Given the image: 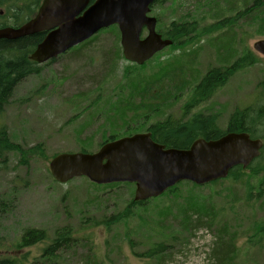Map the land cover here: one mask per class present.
<instances>
[{"label": "rangeland", "instance_id": "374dc122", "mask_svg": "<svg viewBox=\"0 0 264 264\" xmlns=\"http://www.w3.org/2000/svg\"><path fill=\"white\" fill-rule=\"evenodd\" d=\"M229 1L162 0L151 8L150 16L157 19L159 34L172 21H196L203 29L232 15ZM217 2L222 9L218 14L213 9ZM0 10L2 16L10 17L13 10L26 20L25 12L8 6ZM255 15L258 21L248 17L233 30L198 34L183 45H172L142 66L122 57L117 27L118 34L98 32L58 59L25 66L28 72L15 84L2 120L9 139L25 152L8 154L0 172V198L8 203L0 212V259L14 258L22 264H264L262 170L241 169L238 179L198 186L187 195L182 193L191 187L181 185L178 196L146 201L131 209L129 217L105 227L100 221L128 207L134 185L93 186L84 177L60 184L48 168L58 154L96 153L107 142L144 133L167 117L178 118L209 69L229 66L253 52L255 64L235 73L193 110L217 115L216 124L224 130L234 110L258 101L264 83V57L252 49L255 41L264 40V24L258 27L264 21V8ZM6 18L4 23L12 26L13 19ZM224 32L232 38L227 45L222 44L227 38ZM215 38L217 45L212 44ZM36 46L31 40L1 45L0 72L4 63L19 61L21 53ZM223 46L221 53L218 49ZM159 72L163 76L156 85L167 96L156 99L150 108L133 98L131 104H123L133 82L138 86ZM34 147L44 154L26 151ZM186 198L203 205L202 212L208 215L191 214L184 224L177 211ZM27 229L46 231L48 240L68 229L72 242L56 251L57 260H47L40 255L49 241L19 248ZM159 243L162 252L155 255Z\"/></svg>", "mask_w": 264, "mask_h": 264}, {"label": "water", "instance_id": "95a60500", "mask_svg": "<svg viewBox=\"0 0 264 264\" xmlns=\"http://www.w3.org/2000/svg\"><path fill=\"white\" fill-rule=\"evenodd\" d=\"M156 0H42L35 15L18 28L0 29V40L44 34L30 54L36 64L56 59L103 29L116 26L124 60L142 66L172 45L156 31L150 16ZM146 35L143 37V33ZM253 51L264 57V40ZM261 139L247 133H225L215 140H195L187 149L165 148L149 133L103 144L96 153H62L49 161L51 177L60 184L84 177L95 185L134 184L133 201L157 198L181 182L196 186L225 179L260 156Z\"/></svg>", "mask_w": 264, "mask_h": 264}, {"label": "trees", "instance_id": "16d2710c", "mask_svg": "<svg viewBox=\"0 0 264 264\" xmlns=\"http://www.w3.org/2000/svg\"><path fill=\"white\" fill-rule=\"evenodd\" d=\"M5 1V0H3ZM93 1V0H92ZM91 1V2H92ZM162 0H156L152 5L151 8L154 7L157 3ZM200 1V0H198ZM207 1V0H206ZM225 0H223V3ZM14 4L9 6V1H5L9 8H13L16 11H22L26 14V20L29 17H32L42 0H11ZM232 15L229 17H223L210 25L209 27H205L200 29L198 23L196 21H172L165 29V31L161 32V36L163 38H167L173 42L172 45H183L185 44L190 38L198 34H206V33H218L220 30L227 28L229 31L233 28V26L238 23L240 20L245 18H252L255 21L259 19L256 18L255 14H260L262 9L264 8V0H230ZM219 2L215 3V7L213 8L215 12L218 14L220 12ZM0 7L2 4L0 3ZM14 11L12 10V14ZM14 22L13 24L17 25L20 24V20L14 14L11 15ZM25 20V21H26ZM24 21V20H22ZM264 24V21L258 25L261 26ZM263 28V27H262ZM107 30H116L115 26L109 27L107 29H103L99 32L107 31ZM233 30V29H232ZM116 33L118 34L117 30ZM159 33V32H158ZM230 33V32H229ZM229 33H223V37L226 36L224 43L222 44H229L232 40L231 35ZM264 35V33H263ZM44 37V34L34 35L31 37L21 38L16 41H0L1 45H8L13 46L16 43L22 42L24 40H31L34 41L35 44L39 43ZM229 37V38H228ZM92 39V38H91ZM90 39V40H91ZM95 40V39H93ZM89 41V40H88ZM219 38H215L212 41L213 45H217ZM87 42V41H86ZM211 46V43H210ZM171 47V46H170ZM226 49V46H223V50H219L222 53ZM33 50V49H32ZM227 49V53H228ZM32 52V51H31ZM23 52L20 54V59L17 62L8 61L4 63L1 67L2 72H0V172L6 168V164L8 162V154L10 153H18L22 154V148L13 143L8 137L7 130L2 122L5 108L9 104V100L12 96L13 89L15 84L18 83L22 78L25 77L27 70L25 71V66L28 64V56L31 53ZM226 53V54H227ZM256 62V55L253 52L248 51L244 55L237 57L233 63L226 67H217L209 69L205 75L199 80V82L194 86L192 89V96L194 101L197 104L199 101L206 102L208 101L214 94V92L222 87L226 82L237 72L245 69L249 66H252ZM137 66V65H135ZM172 68L165 70V75L168 74ZM161 72H159L155 76H150L147 80L142 79V83L138 86L133 82L129 88L130 95H128V99L123 104H131L132 98L141 104L142 106H147L150 108L154 105L156 99L162 98L164 95L167 96L165 92L161 91V87L156 85V82H159L161 79ZM261 93L259 95L258 101L247 105L243 108H238L233 111L230 115L226 128L221 130L217 124V115H196L192 119H188L186 122L182 121V117H167L162 119L156 123L151 124L147 128V132L151 133V137L153 138L154 142L160 145H164L165 148H175V149H187L191 145V143L197 139L202 138L204 140H215L220 138L225 133L233 132V133H240L246 132L250 135L251 138H258L261 139L264 143V83L260 84ZM138 98V99H137ZM142 99V100H141ZM144 101V104L141 103ZM193 105H188L187 108H190ZM141 109V107L139 106ZM185 110V109H184ZM113 140V139H111ZM28 152H37L39 155H43V150L40 147H34L26 150ZM81 152H86L81 150ZM242 168L240 166L233 168L230 172L228 177L238 179V173ZM246 169H258L264 171V144L261 150L260 156L255 159L250 166ZM93 186H98L95 184H91ZM122 185H130L129 183L125 184H111V185H103L106 186H115L120 187ZM187 185L191 187L190 190H186L182 194H189L196 189V185L189 183V182H181L176 186L168 189L165 193H163L158 198H165L169 200V197H176L180 194V186ZM133 186V184H131ZM155 198V199H158ZM151 200V199H150ZM149 201V200H148ZM146 201L142 202H135L130 200L128 202V207L124 208L120 212L112 215L107 220L100 221V224H103L105 227H108L110 224L118 223L123 218L129 217L132 212L131 209L141 206ZM172 204H176L175 201H172ZM192 200L186 198L184 201L178 204L180 212V216L182 218L183 223L188 222L192 216H206L208 215L201 204H192ZM7 202L5 199L0 198V212L4 210V207L7 206ZM49 241V243L43 248L42 253L40 255L41 258H45L47 260L55 261L57 260L56 251H61L62 248L66 247L68 243L72 242L70 237V232L68 229H63L57 231L55 233V237L48 240V235L44 230H35V229H27L25 230L24 234L21 237L19 248L27 247L31 244L35 243H45ZM163 246L161 243L156 244L153 250V254L158 255L162 252ZM0 264H22L21 261H17L14 258H3L0 259ZM55 264V263H54Z\"/></svg>", "mask_w": 264, "mask_h": 264}, {"label": "flooded vegetation", "instance_id": "af4514ba", "mask_svg": "<svg viewBox=\"0 0 264 264\" xmlns=\"http://www.w3.org/2000/svg\"><path fill=\"white\" fill-rule=\"evenodd\" d=\"M90 1H92V0H90ZM0 3L2 4V7L3 6H7V3H5V1H3V0H0ZM37 12V11H36ZM9 15L11 16V13H9ZM35 15V14H34ZM33 15V16H34ZM32 16V17H33ZM3 17L4 18H6V19H8V18H10L11 19V17H8V15L7 16H2V11L0 10V29H4V28H17V27H19V26H22L25 22H27V21H29L32 17H29L28 16V19L25 21H20L21 23L20 24H17V25H15V24H13L12 23V26H8L6 23H4V20H2L3 19ZM28 38V37H27ZM16 40H19V39H16ZM16 40H0V41H16ZM88 42V41H87ZM86 43V42H85ZM38 44V43H37ZM36 44V45H37ZM82 45V44H81ZM70 50H72V48L71 49H69L67 52H69ZM33 52V51H32ZM31 52V53H32ZM67 52H65V53H67ZM30 53V54H31ZM65 53H63V54H61V55H59L56 59H58L60 56H62V55H64ZM30 56V55H29ZM29 56H28V58H27V60H28V65H32V66H34V67H36V66H38V64H36V63H33L30 59H29ZM194 101V99H193V96L192 97H190V99L188 100V102L183 106V108H181V111L179 112V116H178V118L179 117H182V121L183 122H186L188 119H192L194 116H196V115H200V114H202V113H198V112H193V110L196 108V107H198L201 103H202V101H199L197 104H195L196 102H193ZM191 102L193 103V105L190 107V108H187L188 107V105L189 104H191ZM185 109V110H184ZM204 115V114H203ZM151 126V125H150ZM144 133H149L150 134V137H151V133L150 132H147V131H145ZM151 139L153 140V138L151 137ZM197 139H199V138H197ZM197 139H195V140H197ZM194 140V141H195ZM154 141V140H153ZM193 141V142H194ZM192 142V143H193ZM191 143V144H192ZM164 146V145H163Z\"/></svg>", "mask_w": 264, "mask_h": 264}, {"label": "bare ground", "instance_id": "6f19581e", "mask_svg": "<svg viewBox=\"0 0 264 264\" xmlns=\"http://www.w3.org/2000/svg\"><path fill=\"white\" fill-rule=\"evenodd\" d=\"M0 8H2V7H0ZM11 12V15H13L12 14V11H10ZM9 13V12H8ZM11 17V16H10ZM18 19H20V17H17ZM155 18V17H154ZM11 19H13V18H11ZM156 19V18H155ZM21 21V20H20ZM13 22H14V20H13ZM156 25H157V19H156ZM20 27V26H19ZM18 28V27H17ZM3 61V60H2ZM242 133H246V132H242ZM248 134V133H247ZM249 135V134H248ZM249 137H250V135H249ZM251 138V137H250ZM252 139H258V138H252ZM224 180V179H223Z\"/></svg>", "mask_w": 264, "mask_h": 264}]
</instances>
